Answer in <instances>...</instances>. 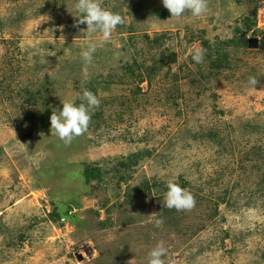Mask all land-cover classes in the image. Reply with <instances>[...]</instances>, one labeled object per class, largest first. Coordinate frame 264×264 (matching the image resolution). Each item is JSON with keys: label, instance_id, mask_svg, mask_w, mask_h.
I'll return each mask as SVG.
<instances>
[{"label": "rangeland", "instance_id": "obj_1", "mask_svg": "<svg viewBox=\"0 0 264 264\" xmlns=\"http://www.w3.org/2000/svg\"><path fill=\"white\" fill-rule=\"evenodd\" d=\"M75 3L0 0V264H148L160 241L170 264H264V0H102L126 20L107 41ZM84 89L100 106L65 144L51 114Z\"/></svg>", "mask_w": 264, "mask_h": 264}, {"label": "clouds", "instance_id": "obj_2", "mask_svg": "<svg viewBox=\"0 0 264 264\" xmlns=\"http://www.w3.org/2000/svg\"><path fill=\"white\" fill-rule=\"evenodd\" d=\"M163 6L171 13V18L181 17L186 11L191 12L195 17H200L208 11V0H162ZM74 8L78 15L77 23L74 27L79 28L81 24H87V33H100L103 40L111 38L112 33L118 25L126 23L125 18L118 12L102 6V0H76ZM96 51V44L89 43L86 50H82L80 55L84 62L82 72L85 78L88 76V68L93 62V55ZM197 62L202 61L203 52L197 50L193 56ZM259 83L255 76H249L248 84L256 89ZM80 103L75 100H63L62 111L53 110L50 123L51 133L58 137L65 144H70L75 138L82 136L88 131L92 110L100 106V99L92 91L84 89L79 95ZM22 144V143H21ZM24 145V144H23ZM165 193V205L169 209L175 208L177 211L191 210L195 207L194 195L178 183L169 181ZM162 221H157L159 225ZM148 264H170L165 259L167 249L164 242L160 241L149 252Z\"/></svg>", "mask_w": 264, "mask_h": 264}, {"label": "water", "instance_id": "obj_3", "mask_svg": "<svg viewBox=\"0 0 264 264\" xmlns=\"http://www.w3.org/2000/svg\"><path fill=\"white\" fill-rule=\"evenodd\" d=\"M248 48H256L258 46V39L257 38H252L248 39ZM79 260H82V257L78 258Z\"/></svg>", "mask_w": 264, "mask_h": 264}, {"label": "trees", "instance_id": "obj_4", "mask_svg": "<svg viewBox=\"0 0 264 264\" xmlns=\"http://www.w3.org/2000/svg\"><path fill=\"white\" fill-rule=\"evenodd\" d=\"M88 171L93 172L92 170H88ZM86 179H88V178H86Z\"/></svg>", "mask_w": 264, "mask_h": 264}]
</instances>
